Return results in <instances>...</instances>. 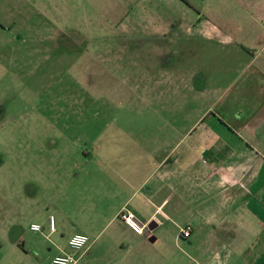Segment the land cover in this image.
<instances>
[{"label": "crops", "instance_id": "crops-1", "mask_svg": "<svg viewBox=\"0 0 264 264\" xmlns=\"http://www.w3.org/2000/svg\"><path fill=\"white\" fill-rule=\"evenodd\" d=\"M237 2L247 18L222 33L206 27L223 54L183 72L161 47V69L122 91L188 116L165 121L173 134L94 136L83 140L91 150L46 156L68 191L55 231L50 213L31 223L51 237L48 264L63 255L76 264H264V0ZM122 210L153 229L136 233ZM76 233L90 239L80 251L68 245Z\"/></svg>", "mask_w": 264, "mask_h": 264}, {"label": "rangeland", "instance_id": "rangeland-1", "mask_svg": "<svg viewBox=\"0 0 264 264\" xmlns=\"http://www.w3.org/2000/svg\"><path fill=\"white\" fill-rule=\"evenodd\" d=\"M237 1L0 0V264H48L51 237L30 226L49 213L58 223L68 191L46 156L91 150L94 136L173 134L165 121L188 119L122 91L161 69V47L183 72L223 54L206 27L247 18Z\"/></svg>", "mask_w": 264, "mask_h": 264}, {"label": "built area", "instance_id": "built-area-1", "mask_svg": "<svg viewBox=\"0 0 264 264\" xmlns=\"http://www.w3.org/2000/svg\"><path fill=\"white\" fill-rule=\"evenodd\" d=\"M118 218L127 226H129L133 231L140 235H148L150 231V223H142L133 213L122 210ZM55 217L50 215L48 217V229L53 232L55 231ZM30 230L33 232H42L43 227L39 224H32ZM184 236L190 235V229H185L181 231ZM90 239L84 234L76 233L72 235L68 241V245L72 250L80 251L88 246ZM77 259L71 255L57 256L51 260L49 264H76Z\"/></svg>", "mask_w": 264, "mask_h": 264}, {"label": "water", "instance_id": "water-1", "mask_svg": "<svg viewBox=\"0 0 264 264\" xmlns=\"http://www.w3.org/2000/svg\"><path fill=\"white\" fill-rule=\"evenodd\" d=\"M149 228H150V230H152L153 229V224H150Z\"/></svg>", "mask_w": 264, "mask_h": 264}]
</instances>
